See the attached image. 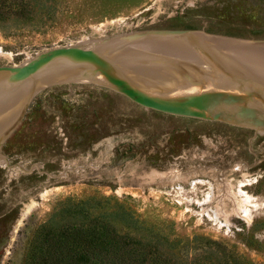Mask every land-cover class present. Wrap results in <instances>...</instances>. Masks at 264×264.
<instances>
[{"label":"rangeland","instance_id":"1","mask_svg":"<svg viewBox=\"0 0 264 264\" xmlns=\"http://www.w3.org/2000/svg\"><path fill=\"white\" fill-rule=\"evenodd\" d=\"M150 28L264 42V0H0V65ZM0 154V264H264V134L61 83Z\"/></svg>","mask_w":264,"mask_h":264},{"label":"water","instance_id":"2","mask_svg":"<svg viewBox=\"0 0 264 264\" xmlns=\"http://www.w3.org/2000/svg\"><path fill=\"white\" fill-rule=\"evenodd\" d=\"M61 83L103 86L147 110L264 134L262 41L150 28L52 46L0 65V148L35 94Z\"/></svg>","mask_w":264,"mask_h":264},{"label":"bare ground","instance_id":"3","mask_svg":"<svg viewBox=\"0 0 264 264\" xmlns=\"http://www.w3.org/2000/svg\"><path fill=\"white\" fill-rule=\"evenodd\" d=\"M2 158V157H1ZM1 158H0V160H1ZM222 199V198H221Z\"/></svg>","mask_w":264,"mask_h":264}]
</instances>
